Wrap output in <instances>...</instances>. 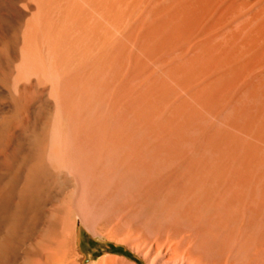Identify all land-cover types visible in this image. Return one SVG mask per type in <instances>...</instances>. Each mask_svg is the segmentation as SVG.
<instances>
[{"label":"bare ground","instance_id":"1","mask_svg":"<svg viewBox=\"0 0 264 264\" xmlns=\"http://www.w3.org/2000/svg\"><path fill=\"white\" fill-rule=\"evenodd\" d=\"M78 226L264 264V0H0V264H82Z\"/></svg>","mask_w":264,"mask_h":264},{"label":"rangeland","instance_id":"2","mask_svg":"<svg viewBox=\"0 0 264 264\" xmlns=\"http://www.w3.org/2000/svg\"><path fill=\"white\" fill-rule=\"evenodd\" d=\"M77 235L80 250H78V256L82 257V264H89L91 261H97L101 257L112 256L116 254L126 253L130 259H133L138 264H144L141 259L134 256L127 248L118 246L113 242L100 240L87 233L82 227H77ZM118 248L120 250L118 251ZM122 248V249H121ZM125 255V254H124ZM123 255V256H124Z\"/></svg>","mask_w":264,"mask_h":264}]
</instances>
